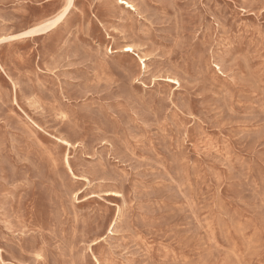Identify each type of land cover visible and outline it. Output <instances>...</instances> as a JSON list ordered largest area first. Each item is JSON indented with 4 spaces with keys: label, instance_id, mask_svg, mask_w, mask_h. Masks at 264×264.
I'll list each match as a JSON object with an SVG mask.
<instances>
[{
    "label": "rangeland",
    "instance_id": "rangeland-1",
    "mask_svg": "<svg viewBox=\"0 0 264 264\" xmlns=\"http://www.w3.org/2000/svg\"><path fill=\"white\" fill-rule=\"evenodd\" d=\"M124 1L0 0V264H264V0Z\"/></svg>",
    "mask_w": 264,
    "mask_h": 264
},
{
    "label": "bare ground",
    "instance_id": "bare-ground-1",
    "mask_svg": "<svg viewBox=\"0 0 264 264\" xmlns=\"http://www.w3.org/2000/svg\"><path fill=\"white\" fill-rule=\"evenodd\" d=\"M119 2H121V0H118ZM73 0H65L64 2V6H63V9H62V12L57 15L56 17H54L53 19L51 20H48V21H43L41 22L40 24H38L37 26H35L32 30L34 31L33 34L35 35H44L54 29H56V27L59 25V23L65 19V16L68 14V12L71 10V8L73 7ZM126 7H129V4L123 0V3ZM216 26V25H215ZM31 30V29H30ZM29 31V30H28ZM28 33V32H27ZM32 33V32H31ZM29 34V33H28ZM32 34V35H33ZM6 42V41H4ZM1 43V42H0ZM129 49H131V51H129ZM125 52H128V53H131V52H134V50L132 49V47H126L125 48Z\"/></svg>",
    "mask_w": 264,
    "mask_h": 264
},
{
    "label": "snow or ice",
    "instance_id": "snow-or-ice-1",
    "mask_svg": "<svg viewBox=\"0 0 264 264\" xmlns=\"http://www.w3.org/2000/svg\"><path fill=\"white\" fill-rule=\"evenodd\" d=\"M121 3H123V0H121ZM129 7H131V5H129ZM129 51H131V49H129Z\"/></svg>",
    "mask_w": 264,
    "mask_h": 264
}]
</instances>
